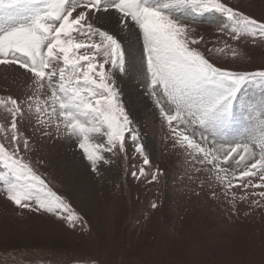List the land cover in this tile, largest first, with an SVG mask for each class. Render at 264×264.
<instances>
[{"label":"snow or ice","instance_id":"6c2138e0","mask_svg":"<svg viewBox=\"0 0 264 264\" xmlns=\"http://www.w3.org/2000/svg\"><path fill=\"white\" fill-rule=\"evenodd\" d=\"M257 41L264 19L231 0H0V75L16 88L0 94V193L20 212L86 227L33 167L37 138L74 144L97 176L123 157L140 161L126 176L158 183L163 170L123 102L127 79L150 99L191 183L237 215L238 204L264 211V64L215 59Z\"/></svg>","mask_w":264,"mask_h":264},{"label":"rangeland","instance_id":"374dc122","mask_svg":"<svg viewBox=\"0 0 264 264\" xmlns=\"http://www.w3.org/2000/svg\"><path fill=\"white\" fill-rule=\"evenodd\" d=\"M231 3L264 19V0ZM196 27L215 31L214 24ZM237 52L235 59L231 53L215 59L249 70L264 64V42L240 45ZM11 79L10 73L6 81L0 75V94L16 92ZM121 85L123 102L152 164L163 170L159 182L126 176L128 165L140 161L125 164L123 157L97 176L74 144L37 138L33 167L84 218L86 227L72 229L51 214L20 212L0 193V264H72L87 258L99 264H264V211L245 215L247 206L238 204L237 215L223 198L213 199L208 188L191 183L179 149L173 150L165 139L141 86L127 79ZM153 200L156 209L150 207Z\"/></svg>","mask_w":264,"mask_h":264},{"label":"bare ground","instance_id":"6f19581e","mask_svg":"<svg viewBox=\"0 0 264 264\" xmlns=\"http://www.w3.org/2000/svg\"><path fill=\"white\" fill-rule=\"evenodd\" d=\"M210 29H211L210 27H205V30H207V31H209ZM212 30H213V29H212ZM212 30H211V31H212ZM72 163H73V162H72ZM67 166H68V165H67ZM71 166L74 167L75 165L72 164ZM79 173L82 174V176H83L84 173H85L84 168L80 167V168H79ZM79 173H77V174H79ZM77 174H76V176H77ZM78 176H79V175H78ZM78 176H77V177H78ZM77 177H75V178H77ZM70 178H72L71 175H70ZM73 178H74V175H73ZM74 181H80V180L74 179Z\"/></svg>","mask_w":264,"mask_h":264}]
</instances>
